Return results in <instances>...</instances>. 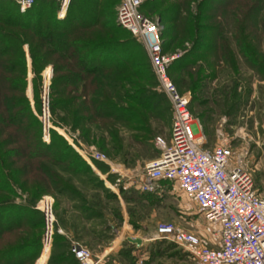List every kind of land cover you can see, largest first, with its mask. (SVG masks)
<instances>
[{
	"label": "rangeland",
	"instance_id": "rangeland-1",
	"mask_svg": "<svg viewBox=\"0 0 264 264\" xmlns=\"http://www.w3.org/2000/svg\"><path fill=\"white\" fill-rule=\"evenodd\" d=\"M88 2V10L94 5L104 7L101 21L107 24L101 30L96 27L80 30L78 36L92 33L102 36L100 38L103 40L130 37L122 30L119 33L111 32L116 27L111 19L115 17L118 0ZM142 2V13L155 18L160 25L163 50L175 55L169 74L181 84L187 82L180 86V91L188 93L192 114L201 115L199 120L203 122L207 144H214L221 139L233 147L243 146L247 151L246 166L255 186L264 192V78L258 70V67L260 70L264 68V29H260L264 20H257L264 11H260L257 16L252 15L249 12L250 0H165L161 4L157 2L159 5L153 8H149L152 0ZM177 7L180 16L188 20L186 24L190 23L193 30L191 34L183 36L179 31V37L170 38L167 33L175 23L171 19ZM41 9L31 13L34 15L36 10ZM245 9L247 13L240 19ZM218 21L220 33L211 38V43H215V39L217 44H212L209 49V34L204 28ZM238 23H241L240 30L237 28ZM133 45L136 47L135 54H143V57L138 55L141 69L139 77L143 80L132 78L131 82H138L146 90L145 94L150 92L148 94L155 97L158 117L162 120L146 121L151 130L150 137L131 130L133 126L130 122L111 124V120H107L106 123L112 125L108 130L114 133L113 140L99 125L91 130L93 135L83 137L80 129L70 125L67 108L55 109L53 115L49 112L48 87L54 76L52 67L48 63L42 68L40 84L36 87L37 91L34 90L30 81L32 73L28 47L26 43L22 45L27 66L24 95L34 114L37 112L34 95L38 97L39 120L43 118V105H47L44 108L46 119H42V138L44 136L46 139L44 133L48 130L46 127L50 126L76 155H80L78 151L88 150L92 146L103 152L107 160H94L95 164L94 161L87 162L91 171L86 174L72 171L64 173L51 167L60 177L69 180L72 190L61 195L46 190L32 203L33 208L40 211L37 208L39 200L43 197L51 198L53 222L50 246L47 242L42 245L43 227L41 248L37 254L33 256L26 253L9 261V264H80L70 252L73 243L87 248L97 264H190L186 252L180 247L153 238L157 222H171L179 228L213 237L216 225L206 219L175 183L157 181L150 192L137 188L144 172V163L158 155L152 139L167 131L171 116L164 95L149 72L142 45L137 40ZM245 48L248 54L242 51ZM189 81L198 85L194 93L188 87ZM94 177L100 180L99 184L93 180ZM1 197L12 199L15 203H25L31 199L30 194L16 187L15 195ZM28 232L1 235L0 246L5 241L16 245L29 243L31 235L41 233V228ZM20 237L22 241L18 240ZM128 238H139L140 241L137 244ZM107 248L110 251L101 256L102 250Z\"/></svg>",
	"mask_w": 264,
	"mask_h": 264
},
{
	"label": "trees",
	"instance_id": "trees-1",
	"mask_svg": "<svg viewBox=\"0 0 264 264\" xmlns=\"http://www.w3.org/2000/svg\"><path fill=\"white\" fill-rule=\"evenodd\" d=\"M164 1L152 0L149 8ZM250 1L252 3L249 12L252 15L257 16L260 11H264V0ZM88 4V0H70L66 15L58 19L55 16V0H35L24 12H19L12 1L0 0V236L20 231L29 234L28 231L41 228V233L31 235L29 243L16 245L5 241L0 246V264H9V261L26 253L34 256L41 248L44 222L42 213L32 206L34 199L46 190L57 195L72 190L69 180L60 177L51 167L64 173L72 171L86 174L91 171L90 165L80 155L73 153L66 141L50 127L47 130L48 141L43 140L42 123L38 118V97L34 95L37 111L34 114L24 95L27 66L22 45L26 43L28 47L32 73L30 81L34 90L37 91L36 87L40 84L42 68L49 63L54 76L51 77L48 87V110L53 115L55 109L67 108L70 125L80 129L83 137L92 134L91 130L99 125L113 140L114 133L108 130L112 125L106 123L107 120H111V124L130 122L133 126L131 130L140 131L150 137L151 130L148 129L146 121L161 119L158 117L155 97L149 95L150 92L145 94L146 90L138 82H131L132 78L143 80L139 77L141 69L138 61V55L143 57V54L134 53L136 47L133 44L136 40L116 24L115 17L111 21L116 27L111 32L125 31L130 36L128 39L103 40L100 38L102 36L92 33L78 36L77 32L80 30L92 27L101 30L107 24L101 21L104 7L94 5L88 10ZM142 4L143 2L140 10ZM41 7L43 9L36 10L34 15L31 13ZM167 9L168 7L165 10ZM246 11L247 9L240 19L246 15ZM173 13L175 15L171 21L175 23L166 32L167 35L175 38L179 31L181 36L191 34L193 28L190 23L186 24V18L180 16L178 7ZM257 20H264V12ZM238 26L240 30L241 27ZM260 26V29H264V22ZM204 31L208 32L211 43V38L220 33L219 21L210 27L208 25ZM214 42L216 43L215 39ZM215 43L209 44L208 48ZM242 51L246 54L249 52L246 48ZM147 65L153 77L148 60ZM258 70L264 78V68L260 70L258 67ZM171 79L179 90L181 85L187 84L179 83L177 78ZM189 84L187 86L194 93L197 83L191 84L189 81ZM197 116L195 117L203 131V122L199 120L201 115ZM162 135H166V132ZM93 180L100 183L96 177ZM15 187L30 194L32 200L15 203L12 199L1 197L15 195ZM21 238L18 240L22 241Z\"/></svg>",
	"mask_w": 264,
	"mask_h": 264
},
{
	"label": "built area",
	"instance_id": "built-area-1",
	"mask_svg": "<svg viewBox=\"0 0 264 264\" xmlns=\"http://www.w3.org/2000/svg\"><path fill=\"white\" fill-rule=\"evenodd\" d=\"M10 1L24 12L35 0ZM55 1V16L62 19L70 0ZM142 1L118 0L115 21L142 45L157 87L168 102L171 119L167 135L158 134L152 139L158 155L144 163L138 188L150 192L157 181L173 182L216 225L210 238L171 222H157L153 238L180 247L190 264H264V192L255 186L246 166L247 151L221 139L207 144L200 122L189 109L188 93L181 92L169 76L168 68L175 55L163 50L160 25L142 13ZM46 106L45 103L41 110L43 118ZM44 134L47 142L48 132ZM78 152L88 163L107 160L103 152L92 146ZM37 208L44 222L42 245L47 242L50 246L51 198L43 197ZM70 252L80 264H97L92 253L77 243H73Z\"/></svg>",
	"mask_w": 264,
	"mask_h": 264
},
{
	"label": "crops",
	"instance_id": "crops-1",
	"mask_svg": "<svg viewBox=\"0 0 264 264\" xmlns=\"http://www.w3.org/2000/svg\"><path fill=\"white\" fill-rule=\"evenodd\" d=\"M59 19V18H58ZM171 116V115H170ZM167 129V131H166V135H167V133H168V130H169V127L168 128H166ZM207 140V139H206ZM208 143V142H207ZM138 188V187H137ZM110 251V249H103L102 250V252H101V256H103V255H105L106 253H108Z\"/></svg>",
	"mask_w": 264,
	"mask_h": 264
},
{
	"label": "water",
	"instance_id": "water-1",
	"mask_svg": "<svg viewBox=\"0 0 264 264\" xmlns=\"http://www.w3.org/2000/svg\"><path fill=\"white\" fill-rule=\"evenodd\" d=\"M128 240L130 241H133V242H136L137 244L139 243L140 239L139 238H136V239H131V238H128Z\"/></svg>",
	"mask_w": 264,
	"mask_h": 264
}]
</instances>
